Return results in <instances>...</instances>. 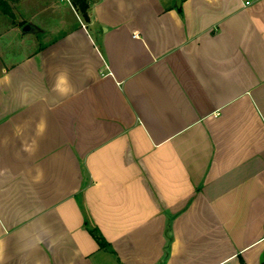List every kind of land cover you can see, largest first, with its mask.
I'll list each match as a JSON object with an SVG mask.
<instances>
[{
	"label": "crops",
	"instance_id": "obj_1",
	"mask_svg": "<svg viewBox=\"0 0 264 264\" xmlns=\"http://www.w3.org/2000/svg\"><path fill=\"white\" fill-rule=\"evenodd\" d=\"M179 1L9 26L0 264L264 260V0Z\"/></svg>",
	"mask_w": 264,
	"mask_h": 264
},
{
	"label": "rangeland",
	"instance_id": "obj_2",
	"mask_svg": "<svg viewBox=\"0 0 264 264\" xmlns=\"http://www.w3.org/2000/svg\"><path fill=\"white\" fill-rule=\"evenodd\" d=\"M46 1L49 0H9L13 15L4 14L0 10V41L2 44L11 39L6 31L9 30V26L12 23L17 22L19 19L20 21L23 18L30 19L35 24L39 23L38 21L40 19L43 21L41 22L42 25H50L54 21L53 9L48 4L41 6ZM57 2L63 6H67L68 4L67 0H57Z\"/></svg>",
	"mask_w": 264,
	"mask_h": 264
},
{
	"label": "trees",
	"instance_id": "obj_3",
	"mask_svg": "<svg viewBox=\"0 0 264 264\" xmlns=\"http://www.w3.org/2000/svg\"><path fill=\"white\" fill-rule=\"evenodd\" d=\"M74 8L80 13L85 21H89V10L90 5L94 0H70ZM0 10L4 14L13 15V11L11 9V5L9 0H0ZM100 239V237H99ZM102 243V242H101ZM244 264V262L242 263ZM261 264H264V260H262Z\"/></svg>",
	"mask_w": 264,
	"mask_h": 264
},
{
	"label": "water",
	"instance_id": "obj_4",
	"mask_svg": "<svg viewBox=\"0 0 264 264\" xmlns=\"http://www.w3.org/2000/svg\"><path fill=\"white\" fill-rule=\"evenodd\" d=\"M179 3H180V1L177 0V4H179ZM89 27H90V28H93L92 24H90ZM34 29H35V28L32 27V25H31L30 23H28V22L24 23V24L22 25V27H21V30H23V31H31V30H34Z\"/></svg>",
	"mask_w": 264,
	"mask_h": 264
}]
</instances>
